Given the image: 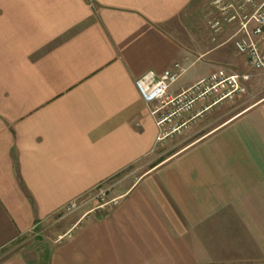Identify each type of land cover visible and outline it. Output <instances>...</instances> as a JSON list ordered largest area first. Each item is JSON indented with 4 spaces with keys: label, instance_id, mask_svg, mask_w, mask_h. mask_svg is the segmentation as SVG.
Wrapping results in <instances>:
<instances>
[{
    "label": "crops",
    "instance_id": "0c3cea01",
    "mask_svg": "<svg viewBox=\"0 0 264 264\" xmlns=\"http://www.w3.org/2000/svg\"><path fill=\"white\" fill-rule=\"evenodd\" d=\"M202 1L0 0V264H264V97L211 128L228 99L196 103L156 162L134 85L177 63L178 94L227 44L228 65L253 71L234 25L200 37ZM104 185L117 205L61 213Z\"/></svg>",
    "mask_w": 264,
    "mask_h": 264
},
{
    "label": "built area",
    "instance_id": "2783aa9c",
    "mask_svg": "<svg viewBox=\"0 0 264 264\" xmlns=\"http://www.w3.org/2000/svg\"><path fill=\"white\" fill-rule=\"evenodd\" d=\"M212 7L218 17H211L207 22L211 40H215L224 26L234 25L230 40L236 53L244 56L250 69L264 77V0H214ZM181 73L179 64L174 63L160 75L147 71L134 79V85L144 104L153 105L150 114L157 116V125L160 128L158 140L179 133L180 129L186 127L187 121L183 120V116L190 113L196 103H202L209 98H214L215 102L231 99L236 93L244 92L243 84L252 77L248 73L220 69L174 95L171 87L178 81ZM104 196L105 192L102 191L98 198L103 201ZM86 202L74 199L62 207L61 213L64 216L71 215L81 210ZM109 203L113 207L117 205V199H111L104 205ZM88 213L91 214L89 211L84 216ZM72 235L71 229L57 235L55 240L60 242L70 239ZM33 236L38 234L33 233Z\"/></svg>",
    "mask_w": 264,
    "mask_h": 264
},
{
    "label": "rangeland",
    "instance_id": "374dc122",
    "mask_svg": "<svg viewBox=\"0 0 264 264\" xmlns=\"http://www.w3.org/2000/svg\"><path fill=\"white\" fill-rule=\"evenodd\" d=\"M213 1L214 0H203L202 3H200V11L198 12L197 17L195 19L199 27L200 33L198 34L200 35V37L207 42L211 41L212 43L211 42L210 43L212 45H217V43L219 44L221 42L228 40V26H224L223 32L219 36L217 35L215 37V41L211 40L212 35L209 30L207 22L211 17H218L217 13L213 10V7H212ZM256 1L260 2L261 0H256ZM225 47H226V52L224 54L223 53L220 54V56L222 57V59H220V62H221L219 65L221 67L220 69H229L235 73H249L250 75H252V77L248 80V82L243 84L244 92L239 93V94L236 93L237 95L235 94L231 99H228V104L225 105L221 111L212 112L210 114V117L208 120L210 121L214 120V121L209 126V128L219 124L220 122L229 120L230 118L238 114L240 111H242L244 108H246L250 104H253L256 101L264 97V77L253 71H250L248 68L246 69L244 66L240 67V66H235L234 64L228 65V44L225 45ZM220 50H224V47H222V49ZM168 138H170V136H167V139ZM165 141L166 140L159 141L160 148L157 150L156 155H158V158L155 160L156 162H159L160 160L164 159L168 155V153L164 152L165 151ZM127 172L129 171H126L125 173L120 175L118 178H121V176H123ZM104 187L106 186L104 185L103 188L100 187L98 189H95L94 191L89 193L84 199H79V202L87 201L86 202L87 204L84 206L83 210L86 209L87 211H91L92 213L90 215L104 213L107 209L112 207L110 203L104 205V203H107L111 199H113L107 195V191L105 192ZM102 191H104L106 195L104 196L103 201L98 198L99 193ZM57 235H55V239ZM41 239H42V236L40 235L33 236L29 238V241L26 244L28 245L29 249L34 250L35 242Z\"/></svg>",
    "mask_w": 264,
    "mask_h": 264
}]
</instances>
